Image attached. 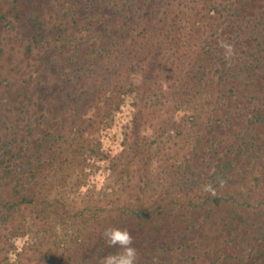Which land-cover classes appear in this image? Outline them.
<instances>
[{
    "label": "rangeland",
    "instance_id": "rangeland-1",
    "mask_svg": "<svg viewBox=\"0 0 264 264\" xmlns=\"http://www.w3.org/2000/svg\"><path fill=\"white\" fill-rule=\"evenodd\" d=\"M112 229L264 264V0H0V264H104Z\"/></svg>",
    "mask_w": 264,
    "mask_h": 264
},
{
    "label": "clouds",
    "instance_id": "clouds-1",
    "mask_svg": "<svg viewBox=\"0 0 264 264\" xmlns=\"http://www.w3.org/2000/svg\"><path fill=\"white\" fill-rule=\"evenodd\" d=\"M110 243L119 244L124 248V252L119 256H109L105 259L104 264H134L136 252L133 247H129L131 236L127 231L112 229L106 233Z\"/></svg>",
    "mask_w": 264,
    "mask_h": 264
},
{
    "label": "trees",
    "instance_id": "trees-1",
    "mask_svg": "<svg viewBox=\"0 0 264 264\" xmlns=\"http://www.w3.org/2000/svg\"><path fill=\"white\" fill-rule=\"evenodd\" d=\"M239 12H240L241 14L244 12V6L241 7V11H239ZM240 13H237V12L234 13L235 18H237L238 21H240V18H239ZM257 18H258V17L255 16V17H253L252 19H249V20H252V22H256V23H257ZM253 27H255V25H254ZM126 92H127V93H125V94L132 93V90H131V89H127ZM162 95H163V96H166L163 92H162ZM152 106H154V104H152ZM93 122H95V121H94V120L89 121V123L86 125L85 129L88 130L89 128H91L92 125H93ZM220 170H221V168L218 167V169L216 170V171L218 172L217 175H218V176H220V175H224V176H225L226 174H225L224 172L221 173ZM220 202H221V199H220V198L214 200V204H216V206H218V205L220 204Z\"/></svg>",
    "mask_w": 264,
    "mask_h": 264
}]
</instances>
